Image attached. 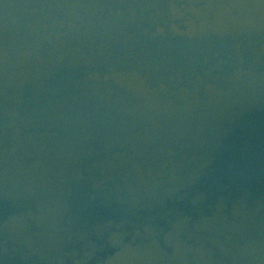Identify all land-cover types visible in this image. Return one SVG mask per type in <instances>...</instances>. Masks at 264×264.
Segmentation results:
<instances>
[{
  "label": "water",
  "instance_id": "obj_1",
  "mask_svg": "<svg viewBox=\"0 0 264 264\" xmlns=\"http://www.w3.org/2000/svg\"><path fill=\"white\" fill-rule=\"evenodd\" d=\"M0 264H264V0H0Z\"/></svg>",
  "mask_w": 264,
  "mask_h": 264
}]
</instances>
